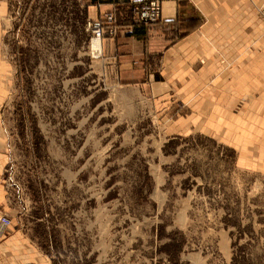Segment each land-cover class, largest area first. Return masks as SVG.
I'll return each instance as SVG.
<instances>
[{
	"label": "rangeland",
	"instance_id": "rangeland-1",
	"mask_svg": "<svg viewBox=\"0 0 264 264\" xmlns=\"http://www.w3.org/2000/svg\"><path fill=\"white\" fill-rule=\"evenodd\" d=\"M2 1L0 216L12 220L1 236H21L14 263L264 264L260 237L234 240L231 261L229 239L213 236L215 209L228 212L232 194L263 178L235 172L230 143L183 123V101L157 90L159 59L147 62L153 78H121L118 57L90 56L81 1Z\"/></svg>",
	"mask_w": 264,
	"mask_h": 264
},
{
	"label": "crops",
	"instance_id": "crops-1",
	"mask_svg": "<svg viewBox=\"0 0 264 264\" xmlns=\"http://www.w3.org/2000/svg\"><path fill=\"white\" fill-rule=\"evenodd\" d=\"M77 1H81L87 20L106 12L116 14L118 34L104 39L103 52L118 57L121 78L132 76V72L134 77H142L148 72L149 58L159 59L157 71L164 83L157 90L167 96V104L183 101L189 111L183 123L187 121L191 130L216 141L230 143L235 150L234 171L264 180V35L259 31L262 20L257 10L264 0H159L162 18L150 26L132 21L134 8L150 0ZM8 13L7 2L0 0V34L1 17ZM5 66L0 56V74ZM8 158L9 139L0 117V182ZM246 190L252 193L245 198L231 195L228 212L223 207L214 211L213 236L229 239L231 261L237 253L233 246L236 239L242 246L260 237L262 243L256 251L264 255V182L247 185ZM7 200L0 183V207L7 206ZM258 201L262 204L259 215L255 216L254 210L251 215L250 207ZM223 214L235 216L236 222L226 225L218 221ZM198 222L201 233V215ZM13 233L0 236V264H43L30 260L14 263L15 252L21 250L15 243L21 236ZM240 253L248 255V249Z\"/></svg>",
	"mask_w": 264,
	"mask_h": 264
},
{
	"label": "built area",
	"instance_id": "built-area-1",
	"mask_svg": "<svg viewBox=\"0 0 264 264\" xmlns=\"http://www.w3.org/2000/svg\"><path fill=\"white\" fill-rule=\"evenodd\" d=\"M259 14L264 27V3L259 7ZM162 18V6L159 0L145 1L134 8L132 21L144 26H150L158 23ZM119 20L114 12H106L97 19H88L86 30L90 34L88 40L89 54L92 58L103 56V50L94 48V43L106 38H114L119 31ZM12 220L9 216L3 214L0 216V236L6 228H9Z\"/></svg>",
	"mask_w": 264,
	"mask_h": 264
},
{
	"label": "bare ground",
	"instance_id": "bare-ground-1",
	"mask_svg": "<svg viewBox=\"0 0 264 264\" xmlns=\"http://www.w3.org/2000/svg\"><path fill=\"white\" fill-rule=\"evenodd\" d=\"M102 42H103L102 40L101 41L98 40L97 42H95L94 43V48H97V49L101 50Z\"/></svg>",
	"mask_w": 264,
	"mask_h": 264
}]
</instances>
